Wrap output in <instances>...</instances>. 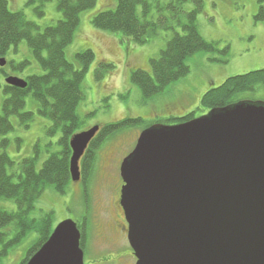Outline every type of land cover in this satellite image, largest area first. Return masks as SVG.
<instances>
[{
	"label": "rangeland",
	"instance_id": "obj_1",
	"mask_svg": "<svg viewBox=\"0 0 264 264\" xmlns=\"http://www.w3.org/2000/svg\"><path fill=\"white\" fill-rule=\"evenodd\" d=\"M202 1L196 25L206 41L216 44L215 51L200 52L190 57L187 60L189 74L152 98L143 96L141 89L132 83L131 75L138 70L152 74L150 62L159 58L166 49L173 31L160 27L158 36L146 44L136 45L125 39L121 33L95 29L92 25L94 16L114 10L117 0H97L95 8L81 15L73 43L66 50V58L78 68L76 56L80 52L92 50L95 60L82 84L85 100L80 104L78 114L83 124L77 133L96 125L105 127L115 124L126 118H140L144 123L121 130L101 144L93 174L88 180L81 174L80 181H71L63 192L47 187L41 198L35 202L30 219L40 221L50 215L51 231L65 220L78 223L83 218H88L90 224L99 223L98 214L117 197L123 186L121 164L134 150L138 137L146 130V126L155 123L174 126L176 123L169 122L172 117L181 118L192 112H195L196 118L204 116L210 110L204 109L201 101L209 90L219 87L229 78L264 69V13H261V8L264 10V0ZM170 2L171 0H161L159 6H154L149 19L156 21L162 17H171L172 11L165 8ZM36 7L28 6V0H9L12 12H22L42 30L61 20L58 0H52L46 5L42 17L35 11ZM194 9L196 4L193 1L184 4L186 13ZM141 11L142 7L139 6L138 13ZM176 31L183 34L180 27ZM227 47L229 52L225 54ZM6 59L8 64L4 72L8 77L26 79L44 74L25 42L11 48ZM24 61H30L31 65L22 71H12L11 62L16 67ZM99 64L113 66L111 70L102 69L105 72L100 81L95 75ZM5 81L6 78L1 77L0 112ZM240 99L264 102V87H258L256 92L243 93ZM26 102L21 114L33 113V122L26 124L11 118L14 131L7 136H0V155L5 151L13 161L14 166L8 169V173L15 175V181L21 174V163L24 160L36 157V168L40 170L48 158L61 152L60 131H53L52 122L39 114L32 97L26 98ZM4 140L8 142L5 148L2 146ZM0 208L10 212L17 210L15 203L10 200H0ZM38 236L37 232H29L21 243L9 251L2 264H21Z\"/></svg>",
	"mask_w": 264,
	"mask_h": 264
},
{
	"label": "water",
	"instance_id": "obj_2",
	"mask_svg": "<svg viewBox=\"0 0 264 264\" xmlns=\"http://www.w3.org/2000/svg\"><path fill=\"white\" fill-rule=\"evenodd\" d=\"M6 59H0L4 68ZM8 86L24 90L17 77ZM100 131L74 134L70 174ZM120 205L137 264H264V102L240 101L144 130L123 160ZM77 223H60L27 264H84Z\"/></svg>",
	"mask_w": 264,
	"mask_h": 264
},
{
	"label": "trees",
	"instance_id": "obj_3",
	"mask_svg": "<svg viewBox=\"0 0 264 264\" xmlns=\"http://www.w3.org/2000/svg\"><path fill=\"white\" fill-rule=\"evenodd\" d=\"M51 1L28 0V6H37L35 11L42 17L44 8ZM160 1L117 0L114 10L101 12L92 20L95 29L121 33L125 39L133 41L136 45L146 44L158 36L160 27L173 31L174 34L168 41L166 49L161 52L159 58L150 62L152 74L138 70L131 75L132 83L141 89L145 98H152L172 83L185 78L190 72L187 65L190 57L200 52H213L216 48V44L206 41L200 35L196 25L197 13L203 5L202 0H171L165 8L166 10L170 8L173 15L152 21L149 16L154 6H159ZM190 1L196 4V9L186 13L184 4ZM96 4L97 0H58L61 20L42 30L36 23L29 21L22 12H12L9 8V0H0V58L6 59L11 48L25 42L34 60L44 72L43 75L27 77L25 80L28 86L25 90L3 85L0 136H7L14 131L11 118L18 119V122L24 121L26 124L33 122V113L21 114L28 97H32V101L36 103L39 114L52 122L53 131H60L61 135L59 139L61 152L48 158L40 170L36 168V157L24 160L17 181L14 180L15 175L8 173V169L14 166L13 161L5 151L0 155V200L13 201L17 207L15 212L0 208V264L9 255V251L21 243L31 231L37 232L39 236L28 249L21 264H27L49 240L53 232L51 216L47 215L39 221L30 219L29 215L35 209V202L41 198L47 187H54L63 192L72 181L70 175L72 152L69 139L83 124L78 114V108L85 100L82 84L95 60V54L92 50L80 52L76 56L78 69L67 60L66 50L73 43L81 15L95 8ZM139 6L142 7L140 14ZM261 13H264L262 8ZM182 17L185 19L183 20ZM178 27L183 30V34L176 31ZM224 51L227 54L229 48ZM13 64L10 63L13 67L12 71L16 72L31 65V62L24 61L16 67ZM97 66L95 75L98 81L102 79L105 71L113 68L110 64ZM102 69L105 71L103 72ZM1 74L4 78L8 77L4 68L1 69L0 87L3 77ZM258 87H264V69L227 79L203 96L201 106L207 110L226 107L242 101L241 94L256 92ZM195 118V112H192L181 118L172 117L169 122L177 125ZM143 123L140 118H126L118 123L101 127L81 160L83 178L88 180L93 174L97 152L102 143L121 130ZM151 126L152 124L146 126V129ZM7 144L8 142L4 140L3 148Z\"/></svg>",
	"mask_w": 264,
	"mask_h": 264
},
{
	"label": "flooded vegetation",
	"instance_id": "obj_4",
	"mask_svg": "<svg viewBox=\"0 0 264 264\" xmlns=\"http://www.w3.org/2000/svg\"><path fill=\"white\" fill-rule=\"evenodd\" d=\"M120 195L121 189L108 207L98 214L99 223L90 224L88 218L78 222L84 264H137L128 240L129 225L120 205Z\"/></svg>",
	"mask_w": 264,
	"mask_h": 264
}]
</instances>
